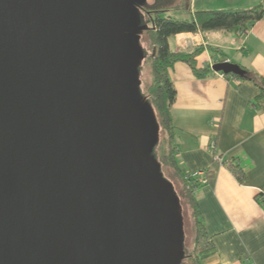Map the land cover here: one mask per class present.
Instances as JSON below:
<instances>
[{
    "label": "water",
    "instance_id": "obj_1",
    "mask_svg": "<svg viewBox=\"0 0 264 264\" xmlns=\"http://www.w3.org/2000/svg\"><path fill=\"white\" fill-rule=\"evenodd\" d=\"M140 1L0 0V264L183 260L135 85Z\"/></svg>",
    "mask_w": 264,
    "mask_h": 264
},
{
    "label": "crops",
    "instance_id": "obj_2",
    "mask_svg": "<svg viewBox=\"0 0 264 264\" xmlns=\"http://www.w3.org/2000/svg\"><path fill=\"white\" fill-rule=\"evenodd\" d=\"M191 1L194 8L183 19L198 11L196 0ZM263 2L231 0L224 8L199 10L251 8ZM173 37L169 43L175 39V52L202 49L196 59L200 69L228 60L264 78V17L240 36L208 31ZM169 72L177 92L171 110L176 163L187 174L209 175L197 201L216 251L201 264H264V105L256 100L259 88L222 71L224 76L215 71L197 77L185 62L175 63ZM232 164L243 170L245 180H239Z\"/></svg>",
    "mask_w": 264,
    "mask_h": 264
},
{
    "label": "trees",
    "instance_id": "obj_3",
    "mask_svg": "<svg viewBox=\"0 0 264 264\" xmlns=\"http://www.w3.org/2000/svg\"><path fill=\"white\" fill-rule=\"evenodd\" d=\"M142 11H147L153 28L151 31L152 44L155 48L152 60V77L153 84L151 88V103L157 112L158 123L167 133L168 152L162 159V164L169 169L170 180H174L176 188L182 189L186 203L192 209L193 232V250L190 256L193 264H201V261L213 255L216 246L210 239L205 223L201 216L197 191L200 186L204 185L199 182L198 178L192 177L191 174L185 173L176 163V146L174 144L175 126L172 120V106L176 100V89L170 78V69L177 62H185L191 66L197 77H207L211 73H216L212 68H198L197 57L202 53L201 48L193 51L175 52L171 49L169 39L182 33H197L208 31H225L238 36L245 34L251 26L264 17V5L259 3L251 8H233L225 10H199L194 12L190 18L174 19L172 17H163L170 10H146L139 7ZM150 30V29H148ZM242 68V67H241ZM230 75V74H226ZM244 80H251L259 88V94L256 98L260 105H264V78L254 72L242 68V74L235 75ZM233 172L240 181L245 180V174L239 166L231 165ZM208 173L205 177L208 179Z\"/></svg>",
    "mask_w": 264,
    "mask_h": 264
},
{
    "label": "rangeland",
    "instance_id": "obj_4",
    "mask_svg": "<svg viewBox=\"0 0 264 264\" xmlns=\"http://www.w3.org/2000/svg\"><path fill=\"white\" fill-rule=\"evenodd\" d=\"M195 1V0H193ZM231 0H196L197 7L195 10L199 9H220L228 6ZM264 4V2H263ZM189 5V6H188ZM207 5V6H206ZM194 8V2L190 0H141L140 7L146 10H170L166 14H161L163 17H172L174 19H183L190 15L189 7ZM206 8H200V7ZM139 23L147 24L150 30H144L137 36V47L135 48L139 54L138 61L136 62V72H137V82L136 88L139 91L142 97H146L148 99L149 104L153 107L151 103V88L153 84L152 77V60L155 53V48L151 41V36L153 32L151 29L153 28L152 21L150 20L149 14L141 9H138ZM200 32V31H199ZM175 38V37H173ZM170 40L171 46H173L175 39ZM172 48V47H171ZM154 109V113L157 118V112ZM158 121V119H157ZM159 124V123H158ZM157 141L153 145L151 149V157L160 165L162 172V176L165 181H167L173 188L175 189L176 183L172 179L170 180L169 169L167 166L162 164V159L167 154V133L161 128L159 125V132L157 133ZM154 139V138H153ZM204 172V171H203ZM206 173V172H204ZM172 178V177H171ZM208 180V179H207ZM208 182V181H207ZM177 186V185H176ZM177 193H175V199L177 200V212L180 214V219L183 222L184 228V239L183 242V250H184V258L180 264H193L191 261V254L193 253V241H194V232H193V223L194 220L192 218V209L186 203L184 199L182 189L176 188Z\"/></svg>",
    "mask_w": 264,
    "mask_h": 264
},
{
    "label": "built area",
    "instance_id": "obj_5",
    "mask_svg": "<svg viewBox=\"0 0 264 264\" xmlns=\"http://www.w3.org/2000/svg\"><path fill=\"white\" fill-rule=\"evenodd\" d=\"M220 62H229L228 60H222V61H216V63H220ZM219 74H221L222 76H224V73L220 72ZM218 160H220L219 157H217ZM192 177H195V178H198L199 182L202 183V184H206L207 183V178L205 177V173L204 172H196V173H193L191 174ZM263 202V205H264V201Z\"/></svg>",
    "mask_w": 264,
    "mask_h": 264
}]
</instances>
